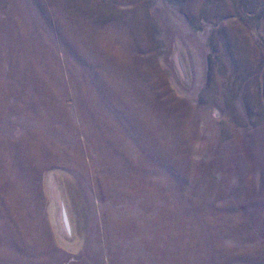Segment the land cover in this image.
Here are the masks:
<instances>
[{"label":"rangeland","instance_id":"1","mask_svg":"<svg viewBox=\"0 0 264 264\" xmlns=\"http://www.w3.org/2000/svg\"><path fill=\"white\" fill-rule=\"evenodd\" d=\"M0 264H264V0H0Z\"/></svg>","mask_w":264,"mask_h":264}]
</instances>
